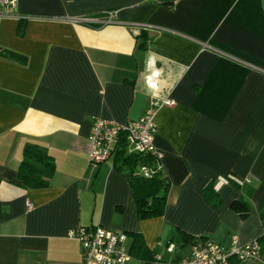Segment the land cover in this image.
Masks as SVG:
<instances>
[{"label":"crops","instance_id":"0c3cea01","mask_svg":"<svg viewBox=\"0 0 264 264\" xmlns=\"http://www.w3.org/2000/svg\"><path fill=\"white\" fill-rule=\"evenodd\" d=\"M14 11L0 15V49L25 56L0 53V264H82L68 236L80 225L139 236L128 264L186 255L182 234L227 247L264 238V0H17ZM109 11V24L74 21ZM152 100L170 101L153 137L170 188L164 212L143 219L114 154L89 168L88 136L96 117L124 124ZM26 142L54 159L45 187L17 182Z\"/></svg>","mask_w":264,"mask_h":264},{"label":"built area","instance_id":"2783aa9c","mask_svg":"<svg viewBox=\"0 0 264 264\" xmlns=\"http://www.w3.org/2000/svg\"><path fill=\"white\" fill-rule=\"evenodd\" d=\"M17 0H0V15L15 14L14 7ZM115 19L114 11L107 12L103 17H79L75 22L91 25L112 23ZM169 100H152L145 111L136 119L126 123L96 117L90 128L88 140V166L95 169L100 163L107 161L121 146L125 139L127 150L147 152L151 151L159 158L161 153L153 143L156 130L155 114L162 105L169 104ZM141 173L148 176L147 168L142 167ZM32 208V203H28ZM68 236L78 241L81 250L82 264L95 262L97 264H128L131 259L130 238L126 231L111 229L99 225H80L70 228ZM236 239V235H232ZM262 246L257 239L242 245L227 247L210 238H198L189 248V252L177 259H162L156 257L149 264H230V258L252 263L261 256Z\"/></svg>","mask_w":264,"mask_h":264},{"label":"trees","instance_id":"16d2710c","mask_svg":"<svg viewBox=\"0 0 264 264\" xmlns=\"http://www.w3.org/2000/svg\"><path fill=\"white\" fill-rule=\"evenodd\" d=\"M160 4L171 5L174 0H156ZM0 53L12 54L13 57L25 58V56L0 49ZM114 161L119 168L128 177L132 187V192L137 206L139 218H150L161 215L166 205V197L170 188L168 176L164 172L161 159L157 154L147 151H128L125 139L122 140L121 146L114 153ZM145 167L149 171V175L145 176L141 173V168ZM55 163L53 157L47 148L41 144L34 142H26L22 149V160L17 171V182L23 188H41L48 185L50 178L54 174ZM223 179L231 182L237 189L242 190L245 186L244 181L240 180L233 174H226ZM217 180L208 179L204 182L202 189L206 201L213 207L220 204L221 198L218 194ZM231 206L236 210L243 219L250 212V203L247 199H239L232 202ZM259 214L264 219V203L261 204ZM183 242L191 245L198 238L205 237H189L182 234ZM264 245V238H257ZM143 244L139 236H133L131 252L133 249L141 250ZM156 258L155 255L149 254L142 260L141 264H149ZM245 263L239 261L236 257L230 258V264H256Z\"/></svg>","mask_w":264,"mask_h":264},{"label":"rangeland","instance_id":"374dc122","mask_svg":"<svg viewBox=\"0 0 264 264\" xmlns=\"http://www.w3.org/2000/svg\"><path fill=\"white\" fill-rule=\"evenodd\" d=\"M173 255H174V253H173Z\"/></svg>","mask_w":264,"mask_h":264}]
</instances>
